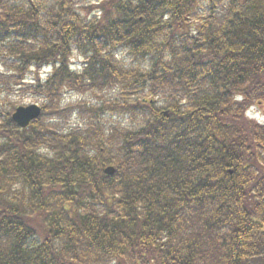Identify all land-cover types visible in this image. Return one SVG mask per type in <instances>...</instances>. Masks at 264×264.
Here are the masks:
<instances>
[{"label": "trees", "instance_id": "1", "mask_svg": "<svg viewBox=\"0 0 264 264\" xmlns=\"http://www.w3.org/2000/svg\"><path fill=\"white\" fill-rule=\"evenodd\" d=\"M256 105L264 0H0V264H264Z\"/></svg>", "mask_w": 264, "mask_h": 264}, {"label": "water", "instance_id": "2", "mask_svg": "<svg viewBox=\"0 0 264 264\" xmlns=\"http://www.w3.org/2000/svg\"><path fill=\"white\" fill-rule=\"evenodd\" d=\"M40 110L37 106L29 107H19L15 110V113L12 115V120L21 128H25L29 122L38 117ZM104 173L107 175H112L114 170L112 168H107L104 170Z\"/></svg>", "mask_w": 264, "mask_h": 264}, {"label": "rangeland", "instance_id": "3", "mask_svg": "<svg viewBox=\"0 0 264 264\" xmlns=\"http://www.w3.org/2000/svg\"><path fill=\"white\" fill-rule=\"evenodd\" d=\"M75 59V58H73ZM17 93H15L16 95ZM113 95V94H111ZM71 97V98H70ZM68 100L70 101H75V102H78L76 101L75 99V96H73L72 94H66V102L68 103ZM14 101L18 104H21L22 106H28V105H31V104H34V105H38L39 106V103L38 101H36L35 99L31 98V97H26V96H22V97H15L14 98ZM87 105V104H86Z\"/></svg>", "mask_w": 264, "mask_h": 264}]
</instances>
